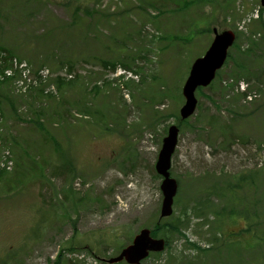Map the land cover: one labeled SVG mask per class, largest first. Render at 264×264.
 <instances>
[{"label":"rangeland","instance_id":"rangeland-1","mask_svg":"<svg viewBox=\"0 0 264 264\" xmlns=\"http://www.w3.org/2000/svg\"><path fill=\"white\" fill-rule=\"evenodd\" d=\"M259 4L0 0V50L35 70L74 72L55 79L53 95L0 80V264H55L59 253V264H128L108 260L158 225L168 246L144 264H264V243L247 246L253 233L239 235L243 216L217 228L208 208L189 210L180 232L165 237L183 209L208 198L229 211L237 190L238 208L264 219V19L249 21ZM214 28L234 30L236 42L182 119L183 85ZM242 85L258 96L246 100ZM172 125L180 129L170 169L179 188L173 214L161 217L156 163ZM251 174L255 185L238 181ZM215 181L245 187L206 195Z\"/></svg>","mask_w":264,"mask_h":264},{"label":"water","instance_id":"water-1","mask_svg":"<svg viewBox=\"0 0 264 264\" xmlns=\"http://www.w3.org/2000/svg\"><path fill=\"white\" fill-rule=\"evenodd\" d=\"M264 6V0H261ZM235 33L226 30L221 33L215 29L214 40L203 57L195 60L192 65L190 75L184 86L186 103L181 109L183 118L191 116L197 106L195 91L199 86L208 85L215 77L216 71L223 65L228 54V49L235 41ZM179 129L172 126L168 136L164 138L163 147L157 162V171L164 177L162 181V191L164 200L162 204L161 216H170L173 213L174 197L178 190L176 179L171 177V158L175 150ZM165 248L164 239H155L151 236L150 229H143L136 235L131 245L122 250L115 258L110 259L111 263L126 260L130 264H143L142 260L148 257L150 252H159Z\"/></svg>","mask_w":264,"mask_h":264},{"label":"trees","instance_id":"trees-1","mask_svg":"<svg viewBox=\"0 0 264 264\" xmlns=\"http://www.w3.org/2000/svg\"><path fill=\"white\" fill-rule=\"evenodd\" d=\"M89 13V11H88ZM208 30V29H207ZM209 32H211V30H208ZM1 49V48H0ZM105 64L107 65L108 62H105ZM250 179V181L248 183L255 185L256 179H255V174H251L248 178L245 176H241L239 177L238 181H242V182H247V180ZM237 187H245L243 185H239V184H229L226 187H219L218 185V181H215L213 183L210 184V187L207 188L206 187V195H210L209 193L211 191H214V188L221 190L218 191V195H223L225 193L226 190L231 189L232 192H235V189ZM205 190V189H204ZM209 191V193H208ZM230 191V190H229ZM237 194H238V190H237ZM236 195H233L232 197L235 198L234 200V204L231 205V209H229V211H227L226 207H220L217 208L215 207L208 198H205L203 200H199L197 201L191 208H185L182 210V213L180 216H178L176 219H173V221H170L168 223L167 226V235H165V237H167L169 234L174 233L175 231L180 232V228H181V224L183 223V218L184 216H186L189 213V210H191V212H193L195 215H201L202 213H204L202 210L208 208L205 212L207 211H212L214 212L217 217V228H220L221 226H225L227 223H235L238 221L237 218H239V216H243L245 217V220L247 221V226L242 228L239 232V235H241L242 237L248 233H253V235L255 236L256 243L254 244H247V246H253V245H260L262 243H264V231H260L259 228H257V225L263 226L264 224V219H260V217H256L255 215L252 217L249 213H250V206L249 205H244L242 206L240 209L238 208L239 204H241V201H238L236 198ZM212 196V195H211ZM239 203H238V202ZM208 206V207H207ZM249 217V218H248ZM262 224V225H261ZM161 226L158 225L155 229H153L152 234L154 236H160L161 233ZM239 244V243H238ZM241 245V243L239 244ZM166 246H168V238L166 239ZM196 246V245H194ZM242 246V245H241ZM197 247V246H196ZM63 257V253H59L57 256V260L55 261V264H59L61 262V259Z\"/></svg>","mask_w":264,"mask_h":264},{"label":"bare ground","instance_id":"bare-ground-1","mask_svg":"<svg viewBox=\"0 0 264 264\" xmlns=\"http://www.w3.org/2000/svg\"><path fill=\"white\" fill-rule=\"evenodd\" d=\"M128 211V210H127ZM129 212V211H128ZM126 214V213H125Z\"/></svg>","mask_w":264,"mask_h":264}]
</instances>
